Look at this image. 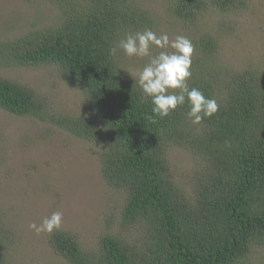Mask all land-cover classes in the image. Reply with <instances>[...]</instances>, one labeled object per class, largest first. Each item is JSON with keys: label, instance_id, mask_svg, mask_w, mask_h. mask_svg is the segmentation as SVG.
Instances as JSON below:
<instances>
[{"label": "trees", "instance_id": "obj_1", "mask_svg": "<svg viewBox=\"0 0 264 264\" xmlns=\"http://www.w3.org/2000/svg\"><path fill=\"white\" fill-rule=\"evenodd\" d=\"M62 1L69 9L55 29L1 52L19 65L56 66L83 95L85 114L58 124L79 139L104 144L102 179L124 192L121 222L137 227L141 238L102 237L92 255L72 235L56 232L50 238L54 253L66 264H248L251 246L264 247V78L254 70L206 74L202 60L209 62L215 46L199 37L192 42L203 57L192 59L188 84L215 99L218 111L193 124L186 102L153 122L150 100H141L137 80L111 51L123 36L150 27L147 13L131 0H88L81 9ZM203 1L175 0L171 11L188 21ZM210 2L218 9L234 5ZM0 107L18 116L39 118L43 112L33 91L1 78ZM172 146L203 162L188 196L168 177ZM2 244L0 264H8Z\"/></svg>", "mask_w": 264, "mask_h": 264}, {"label": "rangeland", "instance_id": "obj_2", "mask_svg": "<svg viewBox=\"0 0 264 264\" xmlns=\"http://www.w3.org/2000/svg\"><path fill=\"white\" fill-rule=\"evenodd\" d=\"M131 1L152 20L140 32L150 29L170 39L183 35L191 42L211 38L215 49L209 62L202 60L206 74L254 70L264 78V0H234L233 6L222 9L204 0V7L188 21L171 11L175 0ZM70 2L80 9L88 5V0ZM66 7L62 0H0V78L33 91L43 106L39 118L18 116L0 107V241L8 264H66L50 245L56 232L72 235L92 255L99 253L102 237L141 238L137 227L121 222L124 192L111 189L102 179L104 144L79 139L58 124L85 114L83 95L61 77L56 66L19 65L1 52L23 37L55 29L59 20H65ZM116 48L118 61L137 80L149 57L129 58ZM158 51L153 48L151 55ZM197 51L194 46L192 59ZM166 161L168 177L185 196L191 194L190 183L201 174L202 160L172 146ZM56 211L63 214L59 230L49 235L29 228ZM251 247L245 263L264 264V247Z\"/></svg>", "mask_w": 264, "mask_h": 264}, {"label": "clouds", "instance_id": "obj_3", "mask_svg": "<svg viewBox=\"0 0 264 264\" xmlns=\"http://www.w3.org/2000/svg\"><path fill=\"white\" fill-rule=\"evenodd\" d=\"M119 49L129 57H149L148 62L138 73L137 85L142 92L141 100H150L151 116L149 119L168 117L178 106L188 104L187 117L193 124H200L206 117L213 116L219 109L215 99L207 98L202 91L189 87L192 54L194 46L183 35L174 39L164 34L146 29L142 32L128 34L119 41ZM159 49L156 55H151L152 49ZM112 54L116 49L113 48ZM63 214L59 211L45 217L39 225L35 222L29 225L36 234H52L62 227Z\"/></svg>", "mask_w": 264, "mask_h": 264}]
</instances>
